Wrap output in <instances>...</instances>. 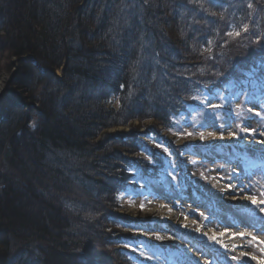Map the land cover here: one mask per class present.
Segmentation results:
<instances>
[{
  "label": "trees",
  "instance_id": "16d2710c",
  "mask_svg": "<svg viewBox=\"0 0 264 264\" xmlns=\"http://www.w3.org/2000/svg\"><path fill=\"white\" fill-rule=\"evenodd\" d=\"M0 53V264H135L139 138L264 70V0H0Z\"/></svg>",
  "mask_w": 264,
  "mask_h": 264
},
{
  "label": "rangeland",
  "instance_id": "374dc122",
  "mask_svg": "<svg viewBox=\"0 0 264 264\" xmlns=\"http://www.w3.org/2000/svg\"><path fill=\"white\" fill-rule=\"evenodd\" d=\"M6 57V55L3 56L0 53L1 67L7 66L9 62L12 66V63L14 64L16 61V58L7 60ZM14 71H16L15 65L6 69V72H2L0 83L5 78H7V83L0 90V96L6 91ZM58 74L60 75V72ZM219 75H217L216 84L217 80L221 78ZM203 95L208 96L202 98ZM202 96L197 98V103L201 108L193 110L182 120H175L173 131L164 129L157 132L154 130L152 135L148 133V135H143L139 138L142 142L144 141L146 147L148 145L147 148L142 149L143 154L140 155L145 154L148 156L146 162L152 170L150 175L152 178H146L143 171L134 170L135 179L130 183L131 186L128 190L120 195L119 202L120 213L131 217L133 220L130 226L123 229V233L128 237L127 243L130 244V250L134 257L137 258L135 264H178L182 260L184 262L191 261V258L187 257L186 252L178 246L169 245L156 248L149 243H141V241L146 240L143 234L149 232L153 238L150 243L158 245L156 243L157 232L152 231V229H157L154 227H157V225H169V218L159 209L161 201L166 207L169 206L171 211L180 210L190 218L193 217L192 214L194 212L187 209L184 202L186 198L192 195V200L203 198L209 203H213L217 209L224 208L232 213H246L264 223V213L255 212L254 209L256 207L248 209L216 197L218 193L217 183L228 185L230 183V174L233 172V168L236 167L237 170H235L241 175H245L246 172L253 173L250 194L255 195L258 200H264V161L256 160L251 155H257L261 151L258 150L255 153L246 152L239 150L245 146L227 145L225 137L228 131L225 130V127H218V125L226 122H233L236 125L235 133L240 137V140L237 141L244 140L245 136L251 140L253 138L264 139V137H259V133L264 131V119H261V117H264V108L260 107L261 104H264V70L259 69L244 78H239V80L232 79L228 83L211 87V89L207 90V93L202 91ZM250 99H255L256 103L250 104ZM113 106L116 107V104L114 103ZM249 107L253 108L251 113L248 112ZM255 111H260L261 117H256ZM137 124L138 122L135 123V125ZM145 124L150 126L152 122L147 121ZM248 125H251V128L255 130L254 135L241 131L242 128ZM123 129L130 131L129 128L123 127L118 130L121 131ZM109 131L115 130L110 129ZM141 132H146V129L142 127ZM188 133H192V135H188ZM201 133L204 136L203 140L200 139ZM221 135L224 136L223 140L220 139ZM227 146L232 147L231 150H225L224 147ZM165 148L168 149L167 152H165ZM181 150L183 155H181ZM209 152L214 153L213 158L212 156L207 158ZM169 153L172 155H169ZM230 153L236 154L237 160L227 164V162H230L229 160H232ZM200 156H204L205 159ZM170 161L174 163L170 164ZM177 170L180 173L179 175L176 174ZM2 173L11 174L1 157L0 174ZM173 176L176 177L175 181L172 179ZM175 184L186 185L182 195L179 197L173 187ZM165 192H167L166 199L153 198L157 194L163 196ZM142 204L144 205L143 209L141 208ZM168 212L170 211L168 210ZM198 216L201 223L208 221L203 216ZM211 223L215 225L218 232L226 229V226L218 217H214ZM137 225H140V227ZM145 229L148 231H145ZM174 229L179 235L192 237L195 242L207 247L211 256L214 253L220 255V259L216 257L210 258L209 264H260L252 260L251 257L242 256L238 253L229 252L224 254L223 249L216 246L214 240H208L204 233L190 232L182 226H174ZM260 233V236L263 235L262 240L258 237L255 241L252 240V237L246 239L241 237V240L246 243L247 251H250L257 258L264 259V253L260 251L261 248H264V243H261L264 241V229ZM239 238L236 237L235 240ZM160 252L161 256L164 255L165 258L171 260L169 262L168 260H162L159 257ZM141 253H144V255H141ZM233 255L237 257V260H231ZM149 256L152 257L151 260L147 259ZM197 262L203 264L201 259H197ZM197 262L195 263L197 264Z\"/></svg>",
  "mask_w": 264,
  "mask_h": 264
},
{
  "label": "bare ground",
  "instance_id": "6f19581e",
  "mask_svg": "<svg viewBox=\"0 0 264 264\" xmlns=\"http://www.w3.org/2000/svg\"><path fill=\"white\" fill-rule=\"evenodd\" d=\"M6 80L7 78H5V80H2V82L0 83V90L7 83ZM235 128H236V125H234L233 123H232L231 128L225 127V130L228 131L225 137L226 144L245 146L240 149L248 151V142L251 141V139H247V141L245 139L242 141H237V140H234L229 135L230 132H235ZM253 147H255L256 151L258 150L261 151L264 149V146H261V145H254ZM224 149L230 150L231 148L227 146V147H224ZM210 154L214 155V153H210ZM229 163H232V161L227 162V164ZM233 169L237 170L236 167H234ZM226 186L227 185L225 184L221 185L217 183L218 193L216 194V197L221 198V199L223 198L224 200H226V202H229L233 205L234 204L238 205L240 207H244V208L246 207L248 209L255 208V206L251 205L250 201L243 199V196L245 195V193H241L240 199L233 200L229 196L228 192L226 191ZM184 204L185 206H187V209L192 210L194 212V214H192L193 217H190V218L187 217V220H185L186 215L182 211L180 210L171 211L170 207L169 206L166 207V205H164L162 201L159 203L160 211L169 218V225H166V226L157 225V227L154 226L155 228H157L155 229V231L157 232V236L163 237L162 241L160 240L156 241V243H158V247L175 245L185 250L186 255L189 258H191L190 264H195V262H197V259H201L203 261V264H204V261H208V264H209L210 262L209 252L204 251L200 247H198L195 243V240L192 237L191 238L183 237L175 231L174 226H182V224L187 223L188 224L187 230H189L190 232H197L195 231V229L200 228L201 231L198 232L200 234L207 233L208 235H215L216 239L214 240V243L216 246L221 247L224 253L231 252L235 254L238 253L239 255H241V253H245V255H242V256H246V257L254 256L250 251H247V246L245 245L246 243L241 240V237H244L246 239V238L256 236L260 240H262L263 235L260 236L261 234L260 230L263 229V223H261L257 219L252 218L250 215L246 213L239 214L235 212L234 213L228 212L224 208L217 209L216 207H214L213 203H209L206 199L204 200L203 198L200 200H192V195L191 197L186 198ZM168 210L170 212H168ZM254 210L255 212L256 211L258 212L257 208ZM195 213L198 215H200V213H203V217L206 218V220L210 222L207 221L206 223H203V222L201 223L199 216L196 215ZM214 217L220 218L222 220V223L226 226L227 230L224 229L222 230V232L221 231L218 232L217 229L215 228V225L211 223ZM194 220L196 221L195 223H193ZM170 236L172 237V239H169ZM143 237L147 241H153L152 235H150L149 232L144 233ZM236 237H240V238L235 240ZM217 241H219V243H217ZM197 249L199 251H197ZM193 257H195V259H193ZM255 261H257V263L258 262L260 263L261 261H264V259L257 258Z\"/></svg>",
  "mask_w": 264,
  "mask_h": 264
},
{
  "label": "snow or ice",
  "instance_id": "6c2138e0",
  "mask_svg": "<svg viewBox=\"0 0 264 264\" xmlns=\"http://www.w3.org/2000/svg\"><path fill=\"white\" fill-rule=\"evenodd\" d=\"M248 7H252L251 4L248 5ZM246 30V29H245ZM231 33H229L230 35ZM236 35L238 36L239 33H236ZM250 104H255L256 100L255 99H250ZM260 107L264 108V104H261ZM253 111L252 107L248 108V112L251 113ZM255 116L256 117H261V112L260 111H255ZM261 119H264V117H261ZM232 123L233 122H228L226 124H221L218 125V127H227V128H231L232 127ZM242 132L245 133H251L254 135L255 130L251 128V125H248L244 128L241 129ZM188 135H192V133H188ZM211 135V133H210ZM229 135L234 139V140H240V137L235 133V132H230ZM259 137H264V131H261L259 133ZM201 140L204 139L203 134L201 133ZM220 139L223 140L224 136L221 135ZM245 140L247 141V136H245ZM254 145H261L264 146V139H258V138H253L251 141L248 142V151L255 153L256 149L255 147H253ZM165 152L168 151L167 148L164 149ZM169 155H172L171 153H169ZM181 155H183V151L181 150ZM261 157L264 158V150H261ZM215 162V161H214ZM174 163L173 161L169 162ZM177 175H179V171L177 170ZM194 175V173H193ZM253 173L252 172H246L245 175H241L240 173H237L235 171V169L233 170V172L230 174V183L226 186V191L228 192L229 196L233 199H240L241 197V193H245V195L243 196V199L250 201L251 205L255 206L258 210L259 213H264V200H258L257 197L255 195L250 194L251 193V189H252V184H251V177H252ZM133 180L135 179V177L132 178ZM173 181H175L176 177L173 176L172 177ZM235 185V186H233ZM176 189L177 195L178 197L180 195H182L184 188L186 187V185H179V184H175L173 186ZM153 198H167V192H165V194L163 196L157 194L154 195ZM175 202V201H173ZM144 205H141V208L143 209ZM201 216H203V213H200ZM185 220H187V216H185ZM196 221L194 220L193 223H195ZM182 227L184 229H188V224L184 223L182 224ZM145 231H148L147 229H145ZM152 231H155V229H152ZM195 231L200 232L201 229L200 228H196ZM204 235L207 237L208 240H215L216 237L215 235H208L207 233H204ZM157 240L162 241L163 237L161 236H156ZM169 239H172V237L170 236ZM257 237L253 236L252 240H256ZM141 243H143V241H141ZM217 243H219V241H217ZM261 243H264V241H262ZM197 251H199L197 249ZM260 251L262 253H264V248H261ZM141 255H144V253H141ZM241 255H245V253H241ZM147 259L151 260L152 257L149 256L147 257ZM193 259H195V257H193ZM252 260H256L257 257L256 256H252L251 257ZM231 260L235 261L237 260V257L235 255L231 256ZM197 264H199V262H197ZM204 264H208V261H204ZM260 264H264V261H261Z\"/></svg>",
  "mask_w": 264,
  "mask_h": 264
},
{
  "label": "water",
  "instance_id": "95a60500",
  "mask_svg": "<svg viewBox=\"0 0 264 264\" xmlns=\"http://www.w3.org/2000/svg\"><path fill=\"white\" fill-rule=\"evenodd\" d=\"M137 226L140 227V225H137ZM143 242H144L145 244H148V243H149V244H151V245H153V246H155V247H158V245H156V244L154 245L153 243H150V241H146V240H144Z\"/></svg>",
  "mask_w": 264,
  "mask_h": 264
}]
</instances>
